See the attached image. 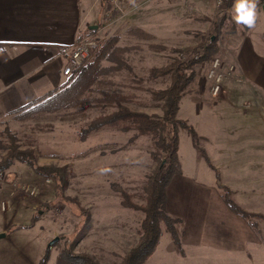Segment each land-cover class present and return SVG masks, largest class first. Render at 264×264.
Masks as SVG:
<instances>
[{"label":"rangeland","instance_id":"obj_1","mask_svg":"<svg viewBox=\"0 0 264 264\" xmlns=\"http://www.w3.org/2000/svg\"><path fill=\"white\" fill-rule=\"evenodd\" d=\"M235 2L230 0L227 8L220 9L205 0H135V5L130 1L117 4L113 0H83L92 13L91 18L101 14L93 21L96 35L93 37L88 32L86 35L96 41L86 61H93L97 48L116 38L117 47L126 50L123 60L132 70L116 69V64L105 57L100 61L102 83L82 99L101 98L104 94L126 97L128 100L123 104L129 109L161 116L162 103L154 100L153 92L166 89L170 79L154 78L152 70L168 66L176 57L188 60L190 55L184 51L198 47L211 36L221 47L216 58L224 67L236 68L233 76L225 79L222 90L225 83L234 79L240 81L236 61L246 38L264 54V0H259L258 18L250 29L235 22ZM135 28L147 37L133 35ZM153 46L159 47L158 50ZM214 60L195 67L196 76L180 103L179 119L198 134L194 139L188 130H180L179 172L172 177L167 191L168 213L182 220L177 226L181 248L163 225L157 251L145 264H264V220L254 219V232L221 200L227 189L242 208L264 217V145L261 150L260 143H242L239 134L235 136V129L240 130L237 125L249 111L240 107L236 117L219 119L209 118L207 113L198 114L190 107L193 100L203 107L220 97L212 96L213 83L207 77ZM26 108L0 120V161L8 153L10 137H14L20 150L34 152L39 167H55L65 172L67 183L61 185L58 179L37 174L27 165L16 162L8 172L2 173L3 178L0 177V229L8 226L18 231L12 234L17 245L34 243L32 250L25 252L27 258L22 259L23 264H39L47 253V264H68L62 259V254L68 252L86 255L96 264H122L126 254L139 242L144 219V213L125 206L124 199L133 205L146 204L145 186L158 167L152 156L156 151L153 140L149 137L132 140L134 132H124L123 125L108 124L91 131L94 121L113 115L116 108L99 109L83 103L60 107L58 111L56 107H48L47 111L35 110L29 115L24 113ZM250 119H254L259 128L246 126L243 129H248L247 134L253 137H257V133L262 137L264 111L261 115L252 113ZM218 121L228 123L226 128L234 130L227 141L222 138L219 127L214 131ZM234 144L240 146L244 156L248 153L255 156L253 151L261 152L263 166L258 168L255 164L242 175L222 176L218 164L229 160L220 157L233 151ZM245 161L250 163L251 160ZM101 168L109 171L101 173ZM213 189L225 211L243 221L254 233L252 243L249 239L245 250L235 251L226 245L229 244L227 235L212 236L205 243L200 241L213 202ZM214 199L217 196L214 195ZM4 202L8 211L1 209ZM222 227L229 226L226 223ZM48 239L51 240L47 244ZM56 239L58 241L49 246ZM41 243L47 245L43 257L37 260L36 244Z\"/></svg>","mask_w":264,"mask_h":264},{"label":"crops","instance_id":"obj_2","mask_svg":"<svg viewBox=\"0 0 264 264\" xmlns=\"http://www.w3.org/2000/svg\"><path fill=\"white\" fill-rule=\"evenodd\" d=\"M91 14L83 0H0V120L45 99L67 84L69 77L64 75V71L80 41V35L89 29L97 30L93 21L101 14H96L95 18H91ZM236 65L240 81L234 79L225 83L216 102L200 107L193 100L190 107L198 114L207 113L209 118L215 116L219 119L223 116L236 117L239 108L244 107L249 113H245L244 121L237 125L240 130L235 129V136L239 134L242 143H260L262 146L258 147L262 150L264 135L260 137L257 133V137H253L247 134L248 129L243 128H259L250 118L252 113L261 115L264 111V54L256 50L251 39L246 38V44L237 54ZM227 125L218 121L214 126V131L219 127L225 141L234 131L226 128ZM228 153L220 159L229 161L218 164L222 176L242 175L255 164H258V168L263 166L261 152L253 151L255 156L246 154L250 163L245 161H249V158L244 156L237 144ZM211 191L214 193H211L213 202L200 241L205 243L212 236L227 235L229 244L227 242L226 245L235 251L245 250L249 239L252 243L254 233L243 221L232 218L225 211L216 190ZM214 195L217 199H214ZM3 204L6 205L2 203L1 209ZM214 213L216 216H213ZM226 223L229 227L225 229L222 225ZM17 232L8 226L0 229V236L5 235L0 239V264H23L22 259L27 258L25 254L32 250L34 243L23 246L15 244L12 234ZM50 240H47V244ZM47 244H36L38 254L35 259L43 257Z\"/></svg>","mask_w":264,"mask_h":264},{"label":"trees","instance_id":"obj_3","mask_svg":"<svg viewBox=\"0 0 264 264\" xmlns=\"http://www.w3.org/2000/svg\"><path fill=\"white\" fill-rule=\"evenodd\" d=\"M87 32L94 37L97 30L89 29L82 33L79 39L85 37ZM132 33L143 39L147 37L144 32L137 28L133 29ZM116 41L118 39L113 38L100 45V48H97L98 51L94 60L90 59V61H86L81 67L76 69L73 75L69 77L68 84L62 91L52 93L44 101L26 108L24 113L29 115L35 110L36 112L47 111L48 107L49 109L56 107L55 109L57 110L55 111H58L60 107L69 108L83 103H90L99 109L116 108L117 111L113 115L104 116L94 121L91 125V131L98 130L108 124L121 127L123 125L122 130L124 132H134L132 140H137L141 137H149L153 140L156 151L152 156L158 163V167L145 186L146 204L144 206L133 205L127 201V198L124 199L125 206L142 211L144 219L139 242L126 254L122 264H145L157 251L163 233V225L173 237L178 248H181L177 226L182 223V220L168 213L167 191L172 177L179 172L180 130H188L194 139L198 137V134L186 121L179 119L180 103L186 89L196 76L195 67L211 60L219 59L216 56L219 55L221 47L218 40L213 39L211 36L203 40L198 47L184 51V53L190 55L188 60L176 57L168 66L152 70V77H168L170 79V84L166 89L153 92L154 100L162 103V115L158 116L129 109L124 105L128 100L126 97L120 98L115 95L104 94L101 98L82 99L84 94L93 92L94 86L102 83L100 75L103 70L100 69V61L105 57L116 64V69L132 70L123 60V54L126 50L118 48ZM152 48L158 50L159 47L153 46ZM10 140V145L7 148L8 153L0 161V174L8 172L18 162L27 165L37 174L58 179L61 185H66L65 172L55 167H39L33 151H22L15 143L16 138L10 137ZM202 153L209 160L206 152L203 151ZM123 195L128 197L125 194ZM221 198L231 213L246 221L253 231L256 232L254 219L261 218L264 220V217L250 213L242 208L231 197L227 189L221 195ZM48 259L49 253L43 257L39 264H47ZM62 259L68 264H96L86 255H74L69 252L63 253Z\"/></svg>","mask_w":264,"mask_h":264},{"label":"built area","instance_id":"obj_4","mask_svg":"<svg viewBox=\"0 0 264 264\" xmlns=\"http://www.w3.org/2000/svg\"><path fill=\"white\" fill-rule=\"evenodd\" d=\"M117 4L127 3L130 0H113ZM209 3H212L215 7L220 9L227 8L230 0H205ZM96 46V41L90 37L85 36L78 42L75 50L73 51L72 57L70 59L69 65L64 71V75L70 77L73 75L74 71L81 67L88 57L90 56L91 51ZM225 69V70H223ZM236 68L233 65L224 67L220 59H215L212 64L207 77L212 81L211 94L213 97H218L222 91V85L225 82V79H229L233 76ZM1 178L4 177V174L0 175ZM3 211L7 210L5 204L2 206Z\"/></svg>","mask_w":264,"mask_h":264},{"label":"clouds","instance_id":"obj_5","mask_svg":"<svg viewBox=\"0 0 264 264\" xmlns=\"http://www.w3.org/2000/svg\"><path fill=\"white\" fill-rule=\"evenodd\" d=\"M130 3L135 5V0H130ZM259 0H236L234 5V19L239 25L246 28H253L258 18ZM101 173L109 171L108 168H101Z\"/></svg>","mask_w":264,"mask_h":264},{"label":"water","instance_id":"obj_6","mask_svg":"<svg viewBox=\"0 0 264 264\" xmlns=\"http://www.w3.org/2000/svg\"><path fill=\"white\" fill-rule=\"evenodd\" d=\"M263 9H264V7H263ZM4 237H5V235L3 234V235L0 236V239H1V238H4ZM57 241H58V239L54 240V241L51 243L50 246H52L53 244H55V242H57Z\"/></svg>","mask_w":264,"mask_h":264}]
</instances>
